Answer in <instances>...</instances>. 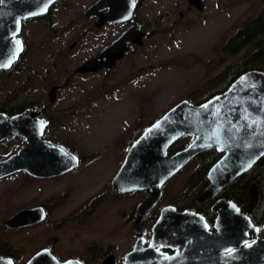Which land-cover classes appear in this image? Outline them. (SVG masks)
Listing matches in <instances>:
<instances>
[{"label":"rangeland","instance_id":"obj_1","mask_svg":"<svg viewBox=\"0 0 264 264\" xmlns=\"http://www.w3.org/2000/svg\"><path fill=\"white\" fill-rule=\"evenodd\" d=\"M90 1L79 0L83 7ZM169 1L157 0L153 12L149 4L141 10L142 20L153 24L152 34L137 52L104 77L103 73L68 77L77 65V59L69 52L73 34H69L68 17L60 22L61 32L52 33L45 25L40 30L38 26L23 29L27 48L18 65L20 71L0 86V103L7 95L21 94L34 82L36 97L49 103L51 84L69 78L66 88L59 90L51 103L57 112L65 111L60 116L63 125L54 137L48 135L69 143L82 162L63 176L31 180L18 173L0 182V220L2 213L9 216L39 203L57 207L49 221L28 232L4 231L0 225V234L13 238L16 247L24 245L26 233L44 235L45 239L58 236L60 252L84 255L87 246L93 245L91 264H100L103 256L97 252L99 246L113 245L120 257L134 243L133 211L143 194L132 192L114 200L111 190V180L130 143L173 104L190 96L193 101H200L219 87L208 81L249 49L230 54L223 49L224 41L242 26L244 19L264 18V0H204L202 10L193 9L182 18L165 17ZM39 72L48 79L39 83ZM180 141V145L185 142ZM14 143L16 146L17 141ZM2 146L0 156L4 155L2 150L11 151L10 146ZM197 165L196 159L189 162L167 181L161 204L180 196ZM98 195L101 197L92 202L95 205L91 214L68 218ZM59 221L60 226L52 224ZM143 225L149 230L150 225Z\"/></svg>","mask_w":264,"mask_h":264},{"label":"water","instance_id":"obj_2","mask_svg":"<svg viewBox=\"0 0 264 264\" xmlns=\"http://www.w3.org/2000/svg\"><path fill=\"white\" fill-rule=\"evenodd\" d=\"M53 1L0 2V69L9 68L23 50L22 40L18 36L22 20L44 13ZM111 3L112 0H98L93 8L110 6ZM190 3L198 10L203 9L201 0H190ZM132 7L128 12L132 11ZM120 17L118 9L110 7L105 19L115 22L121 20ZM129 41L142 43V33L137 31L136 26L125 30L102 51L103 54H109L108 64L93 67L89 61L78 70L86 72L113 67L114 61L121 59L128 49ZM29 123H39L30 111L14 116L0 113V140L12 138L16 134L26 135L27 138V144L15 154L0 160V177L21 169L36 176H55L78 165V158L74 153L61 144L41 138L42 123L36 134ZM184 136H190L192 140L181 149L169 153V148ZM211 148L222 156L209 168V183L200 199L218 193L226 182L248 171L264 155L262 70L251 69L241 73L225 90L200 103L187 98L178 101L152 121L130 144L111 185L117 191L144 190L146 194L134 210L133 230L136 240L133 248L126 254L124 264H264V239L256 236L257 227L248 217L238 214L239 209L232 201L227 205L223 200L216 203L217 206L223 205L229 214L224 229L223 217L217 219L215 232L209 230L205 219L199 214L192 211L179 212L169 205L163 207L151 228V239L145 245L146 229L142 226V220L158 202L162 186L192 158ZM226 176L228 180H225ZM256 201L257 193L253 189V206ZM39 210H20L6 224L14 227L25 225L29 220L40 221L45 217L43 214L33 218ZM241 220L247 224V229H252L253 242L250 244H245L251 240L249 237H241ZM164 249H171L173 252L169 253ZM12 263L11 259L0 257V264ZM114 263L115 257L112 255L103 262ZM26 264L82 263L72 259L61 262L48 251L42 250Z\"/></svg>","mask_w":264,"mask_h":264},{"label":"flooded vegetation","instance_id":"obj_3","mask_svg":"<svg viewBox=\"0 0 264 264\" xmlns=\"http://www.w3.org/2000/svg\"><path fill=\"white\" fill-rule=\"evenodd\" d=\"M97 1L98 0H92L83 7V5L80 4L79 0H54L48 6L47 10L44 13L24 18L21 22V29L18 35L22 40L23 50L19 55L18 59L9 68L0 69V86L1 87L5 86V84L10 79V77H12L15 72L20 71L18 65L21 62V57L27 48V42L25 39L26 37L23 36L22 34L23 29H26L27 27L34 28V26H38L37 30H40L41 27L45 25L52 33L61 32L62 26H60V22L62 21L63 18L66 17L69 18L68 27L71 26L69 34H73L72 42L69 44V52H72L70 56L77 59V65L72 71V73L69 74L68 76L69 78H71L72 75L88 76L90 74L93 75L98 73H103L102 77H104L105 74L111 73L114 68L118 67L121 61L128 58L131 54L137 52V49L144 45L145 43L144 39L149 37L153 32V30H151L153 27L152 22L142 20L141 10L144 9L146 5L149 4L150 5L149 10L150 12H153L157 0H112L110 6L103 5V7H97L94 9L93 5ZM201 1L204 7L205 2L204 0ZM169 2L170 5L168 6L167 9L164 10V15L167 18H172L173 16H178L182 18L187 13L191 12L193 9H196V6L193 3H190V0H170ZM131 6H133L132 7L133 9L131 12H128V9ZM110 7L118 9V13L121 16L120 17L121 20L112 22V21H107L105 19L108 13L110 12ZM56 26H58L59 30L56 29ZM132 26H136L137 31L139 33H142V43L138 44L135 43V41H129L127 43L128 49L124 51V54L121 59H116L114 61L113 67H101L95 70H88L86 72H81L78 70L84 63L89 61H91L93 67L98 64L101 66H105L104 63L108 64L109 54L108 53L103 54L102 51L107 46H109L115 39H117L125 30H127ZM45 71H48V69H45L44 72ZM37 76L39 79V83H41L40 81H46L48 79L45 73L39 72L37 73ZM69 78H67V80L63 82H56L54 84H51L48 91L49 103L48 102L44 103L42 102L40 97H36L35 93H37V86H36L37 82H34L30 88H23L21 94L18 95L14 94L12 96L7 95L0 103V113L6 114L8 116H14L17 114L25 113V111H30L31 113H33L35 120L39 121V123H29V125L35 130V134L38 132V130H40L42 123L43 129L41 133V138L45 140H49L56 144L63 145L69 152H72L77 156L78 165H79L82 162V158L79 154L75 152L74 148L69 143H67L66 141L54 140V138L49 136L51 135L54 137V135L60 131V126L63 125L60 123L61 121L60 116L63 115L65 111L57 112L53 107H51V103L55 101L59 90H63L64 88H66L69 82L68 81ZM14 141H17L16 146ZM2 144L3 146L5 145L6 147L10 146L11 151L9 152V150H5L4 152L2 150L4 155L0 156V160H4L9 156H11L12 154H15L22 146L27 144V138L26 135L16 134L12 138L1 139L0 145ZM3 146L1 148H3ZM12 148H14L15 150ZM197 156H195L189 161L191 162L196 159L198 161V165L196 166V168L199 166V158ZM221 156L222 154L220 153L218 159ZM263 157L264 155L248 171L226 182L218 193L206 199H200V197L201 195H203L209 183L207 178V172L209 168L218 159L211 166H209L207 171L195 172V170H193L190 176L187 178L185 187H183L180 196L173 201H166L161 204L163 187L169 180L168 179L165 182V184L162 186V193L158 202L153 208L149 210L147 215L142 220L143 227H144L143 225L144 223L150 225L149 230L144 227L146 229L145 245H148L151 239V235H152L151 228L154 225L157 218L159 217L161 209L168 205L175 207L176 210H178L179 212L192 211L196 214L201 215L205 219L207 225L209 226V230L212 232H215L217 230L215 227L217 219L223 217L222 228L224 229V224L226 222V218L229 213L223 205H218V206L216 205V203L220 200H223L225 202V205H227L229 201L234 202V204L239 209L238 214L248 217L250 221L254 224V226L257 227V232L255 233L256 236L258 238L264 239V228H263L264 172L259 170L257 167V166H262L263 162L261 161V159ZM189 162L187 164H189ZM187 164L185 166H187ZM75 168L63 174L48 176V177L32 175L31 173L21 169L0 177V182L18 173L24 174L25 176H27V178L31 180L34 179L38 180L39 178H54L58 176L67 175L68 173L72 172ZM183 168L181 170H183ZM181 170H179L178 172H180ZM225 180H228V176L225 177ZM194 184L195 186L193 187ZM253 189H255L257 193V201L254 206L252 205ZM111 190L114 200H119L123 198L125 194H130L132 192H141L143 194L142 198L146 194V191L144 190L121 192L115 190L113 187L111 188ZM99 197H101V195H98V197L91 198L78 211L73 212L74 216L71 215L68 218L70 220H74L75 216H78L81 213H83L84 215H87L89 213L91 214L92 209L94 208L95 205L92 202L98 200ZM31 208L40 209L39 213L37 212L33 216V218H36L43 214L45 216L44 219L40 221L35 220L33 222L29 220L30 222L27 221L28 223H25V225L14 226V227H10L6 224V222L18 211L24 209H31ZM56 208L57 207L52 204L39 203L28 207L20 208L17 211L11 213L9 216L7 215V213L6 215H3L2 213L3 218L0 220V225L4 227V231L28 232L33 230L34 228L41 226L43 223L49 221L52 217L53 211ZM5 209H9V208H5ZM133 218L135 221L134 211H133ZM241 221H239L241 224H243L242 225L243 228L241 230L242 233L241 237L242 238L249 237L251 239L253 237L252 229H250L249 227L247 229L246 228L247 224L244 221L242 222ZM52 224L54 226L55 225L60 226L61 221L53 222ZM42 237L43 239L40 240V238ZM135 240H136V234H135ZM252 242L253 239L246 241L245 244L247 243L250 244ZM23 244L24 245L21 247H16L17 242L13 238H9L7 237V235L0 234V257L11 259L13 262L12 264H26L30 260V258H32L36 253L42 250L48 251L49 254H51L58 261L61 262L72 259V260H77L82 264H91V260L94 257L93 245L87 246V250L85 251L84 255L77 254L75 252L72 253H68L66 251L60 252L58 248L61 247L60 246L61 242L58 236H48L45 239L44 235H32L26 233V235L24 236ZM133 245L134 243L129 248V250L125 251L120 257L117 256L113 245L99 246L97 248V252H99L103 256L100 261V264H103L105 258H107L110 255L115 257L114 264H124L125 256L133 248ZM25 249H26L25 255L27 252H29V254L26 257L25 255L23 256L22 254L23 250ZM164 250L169 253L173 252L171 249H164ZM21 260H25V261H21Z\"/></svg>","mask_w":264,"mask_h":264},{"label":"trees","instance_id":"obj_4","mask_svg":"<svg viewBox=\"0 0 264 264\" xmlns=\"http://www.w3.org/2000/svg\"><path fill=\"white\" fill-rule=\"evenodd\" d=\"M246 48L249 49L246 50ZM223 49L227 50L230 54H236L243 49L246 51L238 61L227 65L208 81L209 84L218 85L219 87L213 91H209V93H207V95L200 101L195 102L193 101L195 99L190 96L188 98L190 101L200 103L212 95L222 92L238 75L247 70L257 69L264 72V18L258 17L254 19H244L242 26L224 41ZM141 132L142 130L135 136L134 139H136ZM181 139L185 140L184 144L180 145V140L175 142L169 148V153H173L176 150L181 149L188 142H190L189 140H191L192 137L184 136ZM219 156L220 153L214 148L201 152L197 156L199 158V166L195 168V172L207 171L209 166H211ZM261 161L263 162L262 166L257 167L259 170L264 172V157ZM194 186L195 184L193 187Z\"/></svg>","mask_w":264,"mask_h":264},{"label":"snow or ice","instance_id":"obj_5","mask_svg":"<svg viewBox=\"0 0 264 264\" xmlns=\"http://www.w3.org/2000/svg\"><path fill=\"white\" fill-rule=\"evenodd\" d=\"M0 2H2V0H0Z\"/></svg>","mask_w":264,"mask_h":264}]
</instances>
